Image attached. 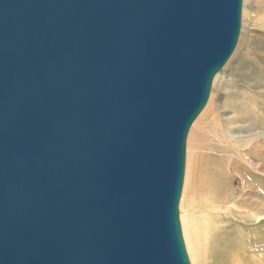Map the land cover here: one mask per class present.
I'll use <instances>...</instances> for the list:
<instances>
[{
    "label": "water",
    "instance_id": "water-1",
    "mask_svg": "<svg viewBox=\"0 0 264 264\" xmlns=\"http://www.w3.org/2000/svg\"><path fill=\"white\" fill-rule=\"evenodd\" d=\"M243 0H0V264H190L186 139Z\"/></svg>",
    "mask_w": 264,
    "mask_h": 264
},
{
    "label": "rangeland",
    "instance_id": "rangeland-1",
    "mask_svg": "<svg viewBox=\"0 0 264 264\" xmlns=\"http://www.w3.org/2000/svg\"><path fill=\"white\" fill-rule=\"evenodd\" d=\"M261 3L264 4L263 1ZM256 4V2L250 3V5L248 3L249 17L254 15V11L258 8L260 10V4H258V8ZM252 22L248 20L244 30L240 29L239 37L241 39L238 49L234 56L228 59L230 60L228 65L217 79L215 90L218 91H215V103L211 105L208 117L214 116L219 122H223L225 117L236 115L240 126L252 133L253 139L248 145L243 139L235 142L236 151H232L234 152L233 157H230L224 153L219 142L215 140L212 135L213 131L209 132L199 147V153L197 152L195 161L197 164H195L193 178L191 174L194 186L199 184L196 187L198 199L196 210L200 214L212 217L222 212L214 223L216 240H225L224 242L230 244L238 242L241 246L238 252L243 256L245 264H251L248 261L251 257L256 260L259 258L264 260V220L256 222L252 220L251 216H248V209L250 208H255L256 211L258 209L264 213V174L257 173L243 160L247 157V155L244 157V153L249 150L248 156L254 160V163L261 164L264 169V30ZM236 46L235 48H237ZM213 81L211 91L215 84ZM244 103H252L254 108H249L245 115L244 113H237L238 109L236 108L242 107ZM238 124L235 123L236 127ZM244 130H242V135H244ZM214 176L216 185H212L215 181ZM198 186L201 188L200 190H197ZM201 198L204 200L200 201ZM209 198L212 201H209ZM223 199V203H220V209H209L203 206L206 203L212 205ZM240 209L245 210L246 213L243 214ZM263 260L261 263H264ZM202 264L214 263L212 259L206 258Z\"/></svg>",
    "mask_w": 264,
    "mask_h": 264
},
{
    "label": "bare ground",
    "instance_id": "bare-ground-1",
    "mask_svg": "<svg viewBox=\"0 0 264 264\" xmlns=\"http://www.w3.org/2000/svg\"><path fill=\"white\" fill-rule=\"evenodd\" d=\"M262 1L264 2V0H243L242 15H241V19H242L241 30L242 29L244 30V26L248 20L253 21L252 23H254L255 25H257L258 27L264 30V6H263L264 4L262 5L261 3ZM253 2L257 3L256 4L257 6L255 5L257 8H258V4L261 3L260 10H258L259 8L258 9L256 8L257 10L254 11V15L249 17L250 16L249 5L250 3H253ZM252 26L254 27V25ZM254 28H256V26ZM240 39L241 37H239V41L236 46L237 48H235V50L232 52L231 57H229L230 59L236 53L239 43H240ZM250 44L251 43L249 42V45ZM229 61L230 60H227L223 68L219 72H217L216 75L214 76L213 82H215V84L206 102L207 104L204 106L202 111L199 113V115L196 117V119L191 124L189 131H188L187 139H186L185 171H184V182H183V187H182V192H181V197H180V202H179V211H180L179 218H180L182 235H183L185 247L187 250V254L190 260V264H202V262L206 258L212 259L214 264H245V261L243 260V256L239 254L238 252V250L241 248L238 242L237 243L233 242L232 244H230V243L224 242L225 240L224 241L216 240L217 235L214 232L215 231L214 223L217 221L216 218L220 217L222 212L216 215L214 214L215 216L212 217L209 215L200 214L198 210H196V206H198L196 205V202L198 200L197 195H196V187L199 184L196 183L197 185L195 184L196 185L195 187L193 183L194 180H191V174L193 178V174H194V170L196 166L195 164H197L195 163L196 158H197V152L199 153V147L204 142L209 132L213 131L212 135L215 137V140L219 142V145L221 146L224 153H227L230 157L234 153L232 151L235 150V145H234L235 142L241 141L243 139L244 141L246 140L245 144L248 145L250 144V140L253 139V134L249 133V131L247 130H244L243 127L240 126L241 124L237 120L238 116L236 115H235L236 117L235 116H228V117L224 116L225 118L223 117L224 118L223 122H219L214 116L211 118L208 117V115L210 114L211 105H214L215 103V99H216L215 91H218V90H215L217 79L219 78L220 74H223L222 72L224 68L228 65ZM249 108L253 109L254 105L252 103L251 104L244 103L242 107H239L236 109H238L237 113L239 114L244 113L245 115ZM206 120H208V122H206ZM235 123L236 124L239 123L237 127ZM242 130H244V135H242ZM258 133H260V131H258ZM248 152L249 150L248 151L246 150V152L244 153V157L246 155L247 157L243 159L245 163L247 164V166H249L250 168H252L259 174H264L263 166L261 164L254 163V160H252L248 156ZM242 157H243V154H242ZM192 168H193V172H192ZM214 180H213L214 183L212 185L217 184L215 176H214ZM198 189L200 190L201 188H199L198 186L197 190ZM201 193H204V192H201ZM202 199L203 198L199 200L201 201ZM210 200L211 199L209 198V201ZM223 201L224 199L212 205H208L206 203L203 206H206L209 209L211 208L220 209L221 208L220 203L221 202L223 203ZM254 209L252 208L248 209V216H251L252 220H255L256 222H261V220H264V213H261L260 211H258V209L257 211ZM240 211L243 214L246 213L245 210L243 209H240ZM262 260L261 258L256 260L253 257H251L250 260L248 259V261L251 264H264V263H261Z\"/></svg>",
    "mask_w": 264,
    "mask_h": 264
}]
</instances>
